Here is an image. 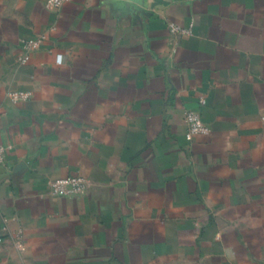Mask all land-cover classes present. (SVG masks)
Segmentation results:
<instances>
[{"label": "crops", "instance_id": "1", "mask_svg": "<svg viewBox=\"0 0 264 264\" xmlns=\"http://www.w3.org/2000/svg\"><path fill=\"white\" fill-rule=\"evenodd\" d=\"M46 1L0 0V264H264V0Z\"/></svg>", "mask_w": 264, "mask_h": 264}, {"label": "built area", "instance_id": "2", "mask_svg": "<svg viewBox=\"0 0 264 264\" xmlns=\"http://www.w3.org/2000/svg\"><path fill=\"white\" fill-rule=\"evenodd\" d=\"M70 0H47V9H58L64 3ZM43 38H35L24 43V54L19 57L18 62L25 64L28 62L30 54L38 50L43 44ZM12 99L15 102L25 100L28 95L25 93H12ZM204 103V101H202ZM185 121L188 127L186 136L188 140H192L195 135L207 134L210 129L203 122L200 114L195 111H187ZM4 163V149L0 147V165ZM89 187L87 179L81 176H69L57 179L51 183V191L55 196L76 198L81 196ZM3 240L0 238V244Z\"/></svg>", "mask_w": 264, "mask_h": 264}]
</instances>
